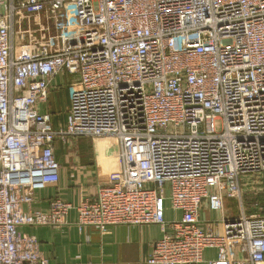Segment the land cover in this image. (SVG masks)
I'll return each instance as SVG.
<instances>
[{"label":"built area","instance_id":"1","mask_svg":"<svg viewBox=\"0 0 264 264\" xmlns=\"http://www.w3.org/2000/svg\"><path fill=\"white\" fill-rule=\"evenodd\" d=\"M59 74L73 81L55 130L40 105ZM77 136L116 149L111 179L76 205L57 194L32 208L59 178L54 141ZM263 174L264 0H0V264H48L19 228L60 227L71 209L101 233L160 225L148 264L206 248L210 264H263L264 212L209 229L198 216L204 200L242 203L244 180L255 196Z\"/></svg>","mask_w":264,"mask_h":264},{"label":"crops","instance_id":"2","mask_svg":"<svg viewBox=\"0 0 264 264\" xmlns=\"http://www.w3.org/2000/svg\"><path fill=\"white\" fill-rule=\"evenodd\" d=\"M73 77L59 74L52 78L47 101L40 105V111L47 113L50 122L54 115L69 108L70 87ZM59 92H62L59 95ZM59 124V121H58ZM67 146L61 140L54 141V157L59 164L58 181L46 185L33 192L32 208L47 209L49 200L55 195L76 205L82 197L95 195L98 183L111 179L117 166L116 149H99L104 143L93 144L87 136H77L69 140ZM105 148V147H103ZM257 194L251 195L247 180L243 181L242 203L225 196L223 211L209 208L204 200L199 209L200 224L204 229L216 226L222 216L233 219L242 213L251 215L264 212V175L262 176ZM23 206V209H26ZM181 212L171 208L166 200L165 218L179 219ZM66 224L60 227L50 225L22 226L20 231L33 235L39 242L40 252L48 259V264H148L147 258L153 245L158 241L163 231L160 225H112L101 233L92 227L80 229L77 225V211L71 209L66 216ZM169 231L168 228H166ZM233 252L239 255L238 249ZM217 257L215 248L203 250L202 260L193 264H210ZM264 264V263H263Z\"/></svg>","mask_w":264,"mask_h":264},{"label":"rangeland","instance_id":"3","mask_svg":"<svg viewBox=\"0 0 264 264\" xmlns=\"http://www.w3.org/2000/svg\"><path fill=\"white\" fill-rule=\"evenodd\" d=\"M67 26H66V31L69 30V27L73 24L72 20L69 17H66L65 20ZM61 33H62V29H61ZM62 92H59V95H61ZM70 102V101H69ZM70 104V103H69ZM59 121V124H58ZM51 125L53 127V129L57 130L60 126L64 127L65 125V115L63 114L62 111H60V113H57L54 115V119H52L51 121ZM73 139V137L70 138V140ZM117 156V155H116ZM264 175V174H263ZM262 175V176H263ZM259 188V187H258ZM258 208L256 207V213H258Z\"/></svg>","mask_w":264,"mask_h":264}]
</instances>
